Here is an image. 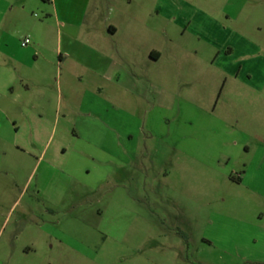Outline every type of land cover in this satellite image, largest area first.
I'll list each match as a JSON object with an SVG mask.
<instances>
[{
    "label": "rangeland",
    "instance_id": "374dc122",
    "mask_svg": "<svg viewBox=\"0 0 264 264\" xmlns=\"http://www.w3.org/2000/svg\"><path fill=\"white\" fill-rule=\"evenodd\" d=\"M8 2L5 10L0 0V264H264V0H179L205 13L197 21L212 43L158 17L168 35L160 28L138 50L159 45L169 56L146 66L161 91L102 93L68 69L59 90L56 71L43 79L18 61L40 21L58 31L42 0ZM219 24L245 41L241 55L218 54L238 40ZM60 91L73 123L64 119L70 133L51 138L47 101ZM163 95L174 106L157 105Z\"/></svg>",
    "mask_w": 264,
    "mask_h": 264
},
{
    "label": "crops",
    "instance_id": "0c3cea01",
    "mask_svg": "<svg viewBox=\"0 0 264 264\" xmlns=\"http://www.w3.org/2000/svg\"><path fill=\"white\" fill-rule=\"evenodd\" d=\"M42 2L48 7L58 34L55 35V31L50 30L51 20L40 21L38 30L33 31L32 45L26 46L16 58L30 69L44 70L43 79L49 77L53 70L56 71L59 74L56 80L59 90L63 83V74L68 69L75 71L80 83L92 84L98 93L105 89L133 91L139 88L140 84L145 87L141 89L142 91H151L154 88L155 91H161V83L150 76L146 66L148 62L159 64L169 56H165L159 45H147V49L141 47L142 51L138 50L140 49L138 45L147 44L148 37L159 33L161 27L156 21L158 17L173 21L180 32L182 29L187 31L189 27H196L202 35H205L203 25L207 23L203 20L205 23L198 24L197 17L205 19V13L191 5L179 4V0H42ZM5 4V10L11 7L8 0H5ZM103 4H106L107 11L98 23L97 18L102 12ZM211 25L213 26V23ZM212 28L223 35L229 33V37L231 33L232 36H238L237 32L220 24ZM161 32L164 35L169 33L168 29L162 28ZM206 39L209 41L210 38ZM227 40V44L218 54L223 52L229 57L243 53L246 45L241 37L238 36V40L234 37ZM123 43L131 47H125ZM214 43L219 45L216 41ZM8 47L7 44L5 49ZM26 51H30L31 56L27 55ZM234 66L236 67L234 72L240 74L243 65ZM35 82V86L39 85L37 80ZM175 99V96L163 95L157 99V105L174 106ZM47 103L55 109L53 115L48 114L47 117L51 138L69 134L63 120L70 119L73 123L74 112L63 111L62 92L49 97ZM86 115L91 116V113ZM25 120V117H22L20 123ZM71 133L76 140H81L78 133L75 131ZM42 162V159L38 160L39 165H42ZM48 166V170L53 168L51 163H48Z\"/></svg>",
    "mask_w": 264,
    "mask_h": 264
},
{
    "label": "built area",
    "instance_id": "2783aa9c",
    "mask_svg": "<svg viewBox=\"0 0 264 264\" xmlns=\"http://www.w3.org/2000/svg\"><path fill=\"white\" fill-rule=\"evenodd\" d=\"M30 42H31L30 37H26V38L22 41L21 44H22L23 47H26V46L29 45Z\"/></svg>",
    "mask_w": 264,
    "mask_h": 264
}]
</instances>
